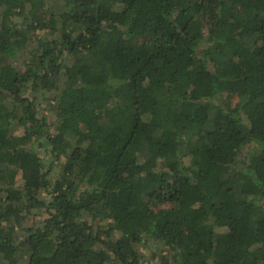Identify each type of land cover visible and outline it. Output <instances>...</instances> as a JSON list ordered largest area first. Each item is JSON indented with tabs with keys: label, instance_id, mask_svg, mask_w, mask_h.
Masks as SVG:
<instances>
[{
	"label": "trees",
	"instance_id": "16d2710c",
	"mask_svg": "<svg viewBox=\"0 0 264 264\" xmlns=\"http://www.w3.org/2000/svg\"><path fill=\"white\" fill-rule=\"evenodd\" d=\"M0 264H264V0H0Z\"/></svg>",
	"mask_w": 264,
	"mask_h": 264
},
{
	"label": "rangeland",
	"instance_id": "374dc122",
	"mask_svg": "<svg viewBox=\"0 0 264 264\" xmlns=\"http://www.w3.org/2000/svg\"><path fill=\"white\" fill-rule=\"evenodd\" d=\"M19 180H21V178L19 177Z\"/></svg>",
	"mask_w": 264,
	"mask_h": 264
}]
</instances>
